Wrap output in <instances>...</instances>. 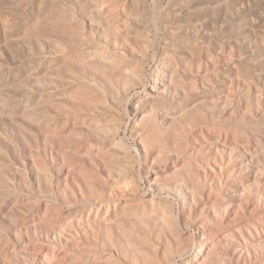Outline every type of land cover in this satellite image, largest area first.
I'll list each match as a JSON object with an SVG mask.
<instances>
[{"label": "rangeland", "instance_id": "obj_1", "mask_svg": "<svg viewBox=\"0 0 264 264\" xmlns=\"http://www.w3.org/2000/svg\"><path fill=\"white\" fill-rule=\"evenodd\" d=\"M197 256L264 264V0H0V264Z\"/></svg>", "mask_w": 264, "mask_h": 264}, {"label": "bare ground", "instance_id": "obj_2", "mask_svg": "<svg viewBox=\"0 0 264 264\" xmlns=\"http://www.w3.org/2000/svg\"><path fill=\"white\" fill-rule=\"evenodd\" d=\"M181 197L178 198V201H181ZM177 201V202H178ZM196 238V237H195ZM198 238V237H197ZM200 238H203V237H200ZM212 245V242L209 240V239H206L205 241H199L198 239H195L194 240V249H195V252L196 254L199 256V255H202L203 253V250L208 247V246H211ZM197 256V260L195 261L196 264H198L200 262V259L198 258Z\"/></svg>", "mask_w": 264, "mask_h": 264}]
</instances>
